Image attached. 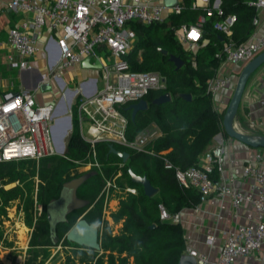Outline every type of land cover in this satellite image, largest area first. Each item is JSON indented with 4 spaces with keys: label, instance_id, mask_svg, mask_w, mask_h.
I'll list each match as a JSON object with an SVG mask.
<instances>
[{
    "label": "built area",
    "instance_id": "built-area-1",
    "mask_svg": "<svg viewBox=\"0 0 264 264\" xmlns=\"http://www.w3.org/2000/svg\"><path fill=\"white\" fill-rule=\"evenodd\" d=\"M244 2L254 7L256 12L252 19L254 29L245 41L236 43L232 40L234 15H227L212 25L213 30L222 34L217 56L226 63L244 65L264 50V33L255 28L258 13L264 9V0ZM186 7L202 12L194 22L182 23L175 29L177 41L190 50L202 39L206 17L223 15L221 0H175L170 6H165L164 0H10L8 8L29 14V19H22L18 26L10 27L6 32L5 42L14 52L7 56L11 68L17 71L32 69L30 59L40 50L36 38L43 30L54 36L50 38L51 43L46 41L42 47L48 69L40 74L37 87L33 90L9 88L0 94V162L38 161L43 156L53 155L52 126L59 105L65 107L63 114L69 116L71 123L72 106L75 104L79 133L90 145L108 141L145 152V145L155 138V133L144 130L132 140H126V118L120 108L144 100L151 90L164 89L165 79L156 71L130 70L126 57L133 47L135 35L129 23H162L170 15L181 14ZM85 57L99 60V88L95 85L97 80H88L70 90L61 78L63 71L78 66ZM236 77L237 74L231 73L212 76L206 84L211 101L235 84ZM51 79L60 88V97L54 103L38 102L39 85H49ZM259 80L262 88L256 103L264 109V75ZM64 92L65 104L61 98ZM217 135L219 137L220 134ZM223 152L222 141L218 140L201 155L200 163L178 169L163 160L164 167L173 169L180 187L193 188L199 202L217 193L229 200L234 215L244 204L252 208L254 218L251 223H237L226 228L213 264H235L244 257H254L255 264H264V150L255 149L242 166V174L252 181L246 192L227 183L215 182V175L222 173ZM92 163L96 164L95 159ZM106 184L110 185L108 180ZM122 191L136 193L131 187ZM157 209L160 221L179 223L178 212L169 214L161 204ZM210 240L211 237L206 238L207 243ZM184 251L196 264L209 262L204 252L187 245Z\"/></svg>",
    "mask_w": 264,
    "mask_h": 264
},
{
    "label": "trees",
    "instance_id": "trees-1",
    "mask_svg": "<svg viewBox=\"0 0 264 264\" xmlns=\"http://www.w3.org/2000/svg\"><path fill=\"white\" fill-rule=\"evenodd\" d=\"M221 9V17H206L202 35V40L206 42L193 55L177 41L175 29L182 23L194 22L202 13L200 10L186 7L181 14L170 15L162 23H129L135 35L133 47L126 57L130 70L156 71L164 77L165 87L149 91L144 97L147 108L138 111L133 119L126 106L120 108L126 118L124 136L126 140H132L150 124L158 128L160 135L145 145V152L108 141L90 145L79 133L74 104L65 154L60 158L61 164L67 169L77 164L92 163L94 159L99 164V168L94 169L96 172L87 179L93 192L90 202L97 212L94 214L91 211L90 215L83 218L88 223H92L101 212L102 199L96 198L103 180H113L121 189L135 188L136 193H125L119 199L116 210L111 213L114 222L122 221L121 228L117 234H111L108 228L98 230V251L75 245L65 239L66 232L82 213V209H73L64 222L55 226L54 239L51 240L45 206L58 196L62 185L72 180V177L67 174L61 178L54 168H41L36 198L41 202L42 211L29 235V247H50L60 243L63 247L81 249V252L65 255L61 264H178L185 250L183 229L179 223L160 221L157 205L161 204L169 214H175L182 208L194 206L199 199L193 188L177 184L173 169L165 168L163 160L178 169L195 165L213 137L219 132L223 133L221 122L227 104L217 112L206 92V84L215 75L222 60V57L217 56L222 34L212 29L213 23L234 14L231 37L236 43L245 41L254 28L252 19L255 9L244 0H221ZM160 50H165L166 54H162ZM170 56H177L182 60L179 69H175L173 62L169 60ZM164 94H168L170 98L157 102L156 99ZM185 94L190 95L189 100L183 98ZM109 144L127 153L124 163L117 155L109 152ZM54 158V155H47L38 162L45 164ZM30 163L34 164V160L0 162V224L2 218H5L6 204L23 196V190L18 184L8 189H4L3 185L15 181L20 183L33 175V171L29 175L22 172L25 164ZM128 170L145 176L156 193L151 197L145 196L141 185L131 182ZM24 210L27 213L30 206L26 204ZM26 224H31V220L27 219Z\"/></svg>",
    "mask_w": 264,
    "mask_h": 264
},
{
    "label": "crops",
    "instance_id": "crops-1",
    "mask_svg": "<svg viewBox=\"0 0 264 264\" xmlns=\"http://www.w3.org/2000/svg\"><path fill=\"white\" fill-rule=\"evenodd\" d=\"M9 1L10 0H0V67L7 68V70H9L8 68H10L12 70L13 68L10 67L7 61V56L13 54L14 52L6 44L5 35L10 27L18 26L22 19H29V14L21 13L8 8ZM229 15H234V14H229ZM255 28L259 33H264V9L258 13V24ZM53 36H54L53 33L47 30H43L42 34L36 38L40 50L30 59V63L36 59H39V55L42 53L45 62L43 69L38 70L34 67H32V69L30 70H24V71H17L16 69H14L15 73L17 74V80L19 83L18 85L19 87L16 86L14 88L15 90L16 89L33 90L37 87L35 86V84L38 80V76L41 73L46 72L48 69L46 57L42 50V47L44 43H46V41L48 43H51L50 38ZM205 42L206 40L201 39L196 47H193L190 50L187 49L185 50L187 52L192 53L193 55L194 52H196L197 49L200 47V45ZM96 56H99V53H96ZM193 58L194 57L192 56L191 59L193 60ZM95 59L97 58L96 57L90 58L89 63L92 64ZM192 65L194 66L193 62ZM241 66L242 64H231L221 60V62L218 64V67L215 70V74L231 73L233 75H236L241 69ZM77 68L82 69L85 72H90L94 70L97 72V77H99V71L96 68L81 67L80 65L76 66V69ZM71 69L63 71V75L70 73L71 71L69 72V70ZM263 75H264V63L263 65L260 66V69H257L254 72V74L250 76L249 81L244 88L243 99H241L240 101L237 112L244 123V128L246 126L253 128L254 130L258 131L259 133L258 136L264 138V109L259 107L258 104L256 103V99L260 96L261 88H262L261 81L259 79ZM67 82L68 84L70 83V81H65L66 85ZM81 82H79V84ZM229 90H230V86L227 89H225L222 93H225L226 95V93L229 92ZM167 96H168L167 98L168 100L170 96L168 94ZM49 98L50 97H48L47 99ZM156 101L160 102L165 100L162 99V96H159L156 99ZM42 102H50V101L46 100ZM251 124H253V127H251ZM144 130L145 131L152 130L155 133L154 134L155 137L160 135V131L154 124L148 125L147 127L143 128L140 132ZM216 135L213 137L212 141L209 143V145L206 148V150H208L209 148L213 147L214 145H216V142L218 140L222 141V145L224 147V152H223L224 162L222 165V173L219 175H215V182L216 183L223 182L230 184L236 189L243 192L248 191L250 189V186L252 185V181L249 177H246L242 174V166L246 161V159L248 158V156L253 151H255V149L250 148L227 136L225 137L223 133L219 135V137L218 135L217 136ZM201 155L198 157L197 163L198 162L200 163ZM124 194L125 193L123 192L122 195L117 196V202L113 203L114 208L118 207L119 199L123 197ZM178 213H179V224L183 229V237L185 240V245L197 251L206 253L209 261L207 264H213L215 262L223 240L224 231L226 230L227 227L237 223L239 224L251 223L254 218V212L248 204H244L242 208L238 210L237 215H234L229 200L226 197H220L217 193H212L208 197V199L204 202H197L192 207L182 208ZM118 223L119 225L117 226V233L121 228L122 221ZM207 237H211V240L208 243L206 242ZM6 262L7 261H4V264H6ZM240 262H244L245 264L256 263L254 257L240 258L235 262V264H239ZM7 263L11 264V262H7ZM178 264H196V263L191 257H189L186 254L185 251H183L179 258Z\"/></svg>",
    "mask_w": 264,
    "mask_h": 264
},
{
    "label": "rangeland",
    "instance_id": "rangeland-1",
    "mask_svg": "<svg viewBox=\"0 0 264 264\" xmlns=\"http://www.w3.org/2000/svg\"><path fill=\"white\" fill-rule=\"evenodd\" d=\"M44 65L45 62L42 53L39 55V59H36L30 63L31 67H34L38 70L43 69ZM8 69L9 70H7V68L0 67V94L4 92L5 89H14L16 86L19 87L17 74L15 73L14 68L12 70L10 68ZM258 69H260V67ZM69 72L70 73H67L66 75H62L61 78L64 81H70V83L68 84L67 82L66 85L70 90L78 88L79 82H85L88 80H97L95 85L97 88H99L100 80L97 77L96 71L92 70L90 72H85L82 69H76L75 67L69 70ZM234 87L235 84L231 85L230 90L226 93V95L225 93H221L215 100H212L213 107L217 112L224 109L234 90ZM60 92V88L57 86L55 81L51 79L49 83V89L42 91L40 90V92L36 94V100L38 102L49 100L54 103L56 99L60 97ZM48 97L50 98L47 99ZM61 98L63 104H65L66 92L63 93ZM64 116L65 114L63 113L56 115V119L63 118ZM232 126L234 130L240 133H244L249 136L260 137L258 136L259 133L257 130H254L248 126L244 128V123L241 120L240 115H238V112H236L232 119ZM70 130L67 131L64 141H66L67 136L70 134ZM84 130L85 125L81 130L83 135L85 134ZM218 134L221 135L222 132H219ZM64 154L65 152L62 154L57 153L53 145V155L55 158L52 161L46 162L45 164H41L38 161H34V164H25L22 172L26 173V175H29L30 172L33 171V175L27 177L20 183L15 181L3 185L4 189H8L18 184L23 190V196L9 201L5 206V218H2V222L0 224V264H4V261L11 262V264H61L65 255H70L73 252H81L80 248L77 249L71 246L63 247L60 243L50 247L32 248L28 246L29 235L34 227V222L42 211L41 202H39L36 198L37 189L39 187L38 173L41 168H54L57 172H59L61 178H64L67 174H69L72 179L79 180V184L76 188V199L78 201V206L75 208L78 210L82 209V213L79 218L87 217V215H90L91 211L94 212V214H97L95 206L90 202L93 192L89 187L87 179L96 172L94 169H98L99 164H77V166L67 169L60 162V158ZM102 182L103 185L101 186L96 198V200L98 198L102 199V209L92 223L100 231H102L104 228H108L111 234H117V226L119 223L112 220L111 213L116 210L113 203L117 202V196L122 195L124 191H122L123 189H121L117 183L113 182L112 180H108L110 183L109 186L106 184L107 180H103ZM26 204L30 206V211L27 213L24 210V206ZM27 219L31 220V224H26ZM21 228H23L25 231L19 235ZM7 262L6 264H8Z\"/></svg>",
    "mask_w": 264,
    "mask_h": 264
},
{
    "label": "water",
    "instance_id": "water-1",
    "mask_svg": "<svg viewBox=\"0 0 264 264\" xmlns=\"http://www.w3.org/2000/svg\"><path fill=\"white\" fill-rule=\"evenodd\" d=\"M175 3V0H164L165 6H170ZM162 54H166L165 50H160ZM90 57L83 58L79 65L81 67H90L98 69L100 63L98 59H95L92 64L89 63ZM174 64L175 69H179L182 65V60L177 56H170ZM264 63V50L256 54L251 60L246 62L241 66L237 77L234 90L227 102L224 114L222 116V130L223 133L250 148L253 149H263L264 150V138L249 136L247 134L240 133L234 130L231 126L232 119L235 116L238 106L241 101L242 94L246 82L250 75ZM41 80V76H38V80L35 86L38 85V82ZM94 82V81H93ZM34 86V87H35ZM39 89L48 90V84H40ZM15 95V93H13ZM162 99L167 100V94L161 95ZM185 100L190 99L189 94L183 95ZM147 108V103L145 100H139L135 103H130L126 106V109L130 111V118L133 119L135 114L138 111L145 110ZM66 111L63 105L60 108H56L55 115L62 114ZM71 129L70 118L65 116L60 119H56L52 126V138L55 145L57 153L62 154L66 149V142L69 138V135L64 141L67 131ZM109 152L117 155L121 161L124 163L127 159V153L115 149L111 144H109ZM128 175L131 182L141 185L143 194L147 197H151L156 193V189L151 186L148 179L145 176H139L134 174L131 170H128ZM79 184V180L72 179L64 183L59 191L58 196L55 199L50 200L45 206V216L48 223L49 238L54 239V230L55 226L58 223L64 222L68 213L78 206V201L76 199V188ZM65 239L75 245L85 247L94 251L100 249L98 242V228L93 223H88L85 219L79 218L66 232ZM193 259V258H192ZM194 260V259H193Z\"/></svg>",
    "mask_w": 264,
    "mask_h": 264
},
{
    "label": "bare ground",
    "instance_id": "bare-ground-1",
    "mask_svg": "<svg viewBox=\"0 0 264 264\" xmlns=\"http://www.w3.org/2000/svg\"><path fill=\"white\" fill-rule=\"evenodd\" d=\"M24 75V74H23ZM23 78V77H22ZM25 78V77H24ZM24 81V80H23ZM24 83V82H23ZM29 88V87H28ZM57 108H60V105L59 106H57ZM231 126H232V124H231ZM232 128H233V126H232ZM24 229L23 228H21L20 229V231H19V235H20V233H24ZM23 237V236H22Z\"/></svg>",
    "mask_w": 264,
    "mask_h": 264
}]
</instances>
